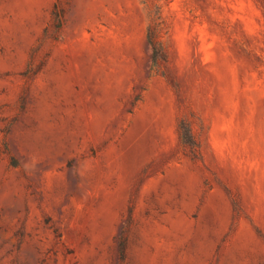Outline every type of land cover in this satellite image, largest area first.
Instances as JSON below:
<instances>
[{
	"label": "rangeland",
	"instance_id": "obj_1",
	"mask_svg": "<svg viewBox=\"0 0 264 264\" xmlns=\"http://www.w3.org/2000/svg\"><path fill=\"white\" fill-rule=\"evenodd\" d=\"M0 264H264V0H0Z\"/></svg>",
	"mask_w": 264,
	"mask_h": 264
},
{
	"label": "trees",
	"instance_id": "obj_2",
	"mask_svg": "<svg viewBox=\"0 0 264 264\" xmlns=\"http://www.w3.org/2000/svg\"><path fill=\"white\" fill-rule=\"evenodd\" d=\"M162 32V26L158 17V10L150 18V24L148 27L149 45L152 50V60L154 63H160L165 59V51L163 44L160 41V35ZM179 132L182 143L187 146L193 157H198L200 151V145L196 136L194 135L191 123L186 120H181L179 124ZM120 252L122 255L125 253V242L120 243Z\"/></svg>",
	"mask_w": 264,
	"mask_h": 264
}]
</instances>
